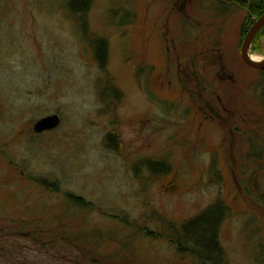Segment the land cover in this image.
<instances>
[{"label": "rangeland", "instance_id": "rangeland-1", "mask_svg": "<svg viewBox=\"0 0 264 264\" xmlns=\"http://www.w3.org/2000/svg\"><path fill=\"white\" fill-rule=\"evenodd\" d=\"M68 1L0 0V264H264V75L239 52L249 9ZM217 203L219 252L196 229L198 257L178 228Z\"/></svg>", "mask_w": 264, "mask_h": 264}, {"label": "trees", "instance_id": "trees-1", "mask_svg": "<svg viewBox=\"0 0 264 264\" xmlns=\"http://www.w3.org/2000/svg\"><path fill=\"white\" fill-rule=\"evenodd\" d=\"M71 1L73 0H69L68 2H71ZM235 1L240 6L244 8L247 7L250 11L251 17L248 18L246 16L242 24V27H241V31L245 33L248 27L252 24L253 20L257 18L260 14H262V12L264 11V0H235ZM260 35H264V25L256 33L255 38H254V44H255L256 39ZM255 48L256 46L254 45V49ZM105 49H106V46L103 40H98L96 45H94V54L100 63H103L104 56H105ZM107 137H109V135H107ZM68 198L72 204H76L77 206L85 205L84 204L85 202L82 200V198L78 196L70 195ZM223 208L224 207L219 203L213 204L209 206L206 210L202 211L200 214L192 218H189L188 220H186L179 226L180 228H178L179 229L178 231H180V235L182 237L183 242L184 241L185 243L191 242L194 253L198 257H202L200 254L198 255L199 253L197 251L198 246L200 248L207 247L206 249L210 251V254L219 252L220 248H219V244L216 239V230H217V223L221 216ZM211 218H213V221H211ZM196 229L200 231V234L205 235V233L206 234L208 233L210 242L206 243L204 245L205 247L201 245L197 246ZM178 247L181 248V244L180 246L178 245ZM210 254L205 257H209Z\"/></svg>", "mask_w": 264, "mask_h": 264}, {"label": "water", "instance_id": "water-1", "mask_svg": "<svg viewBox=\"0 0 264 264\" xmlns=\"http://www.w3.org/2000/svg\"><path fill=\"white\" fill-rule=\"evenodd\" d=\"M264 25V11L257 18H255L249 28L243 35V38L240 43V57L243 62L250 67L264 70V57L262 60H255L249 55V48L251 42L258 32V30ZM59 117L56 113L48 114L38 118L33 124V130L35 132H42L48 129L53 128L58 124Z\"/></svg>", "mask_w": 264, "mask_h": 264}, {"label": "bare ground", "instance_id": "bare-ground-1", "mask_svg": "<svg viewBox=\"0 0 264 264\" xmlns=\"http://www.w3.org/2000/svg\"><path fill=\"white\" fill-rule=\"evenodd\" d=\"M249 55H250L253 59H255V60H262V59H263L262 56H259V55H257V54H253V53H251L250 51H249Z\"/></svg>", "mask_w": 264, "mask_h": 264}, {"label": "flooded vegetation", "instance_id": "flooded-vegetation-1", "mask_svg": "<svg viewBox=\"0 0 264 264\" xmlns=\"http://www.w3.org/2000/svg\"><path fill=\"white\" fill-rule=\"evenodd\" d=\"M259 72H261V74H263L264 75V70H259V69H257ZM58 115V114H57ZM58 117H59V115H58Z\"/></svg>", "mask_w": 264, "mask_h": 264}]
</instances>
